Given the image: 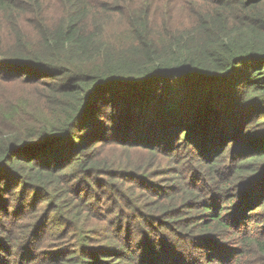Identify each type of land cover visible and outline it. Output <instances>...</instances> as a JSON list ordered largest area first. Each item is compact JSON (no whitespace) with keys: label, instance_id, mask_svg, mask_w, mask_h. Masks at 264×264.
I'll list each match as a JSON object with an SVG mask.
<instances>
[{"label":"trees","instance_id":"trees-1","mask_svg":"<svg viewBox=\"0 0 264 264\" xmlns=\"http://www.w3.org/2000/svg\"><path fill=\"white\" fill-rule=\"evenodd\" d=\"M0 264H264V0H0Z\"/></svg>","mask_w":264,"mask_h":264}]
</instances>
